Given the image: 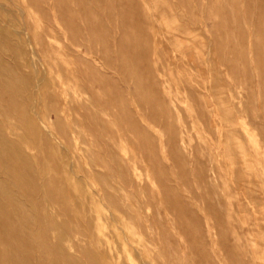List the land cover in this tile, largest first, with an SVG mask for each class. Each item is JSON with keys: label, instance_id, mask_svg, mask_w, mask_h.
<instances>
[{"label": "rangeland", "instance_id": "obj_1", "mask_svg": "<svg viewBox=\"0 0 264 264\" xmlns=\"http://www.w3.org/2000/svg\"><path fill=\"white\" fill-rule=\"evenodd\" d=\"M0 148V264H264V0H0Z\"/></svg>", "mask_w": 264, "mask_h": 264}, {"label": "bare ground", "instance_id": "obj_2", "mask_svg": "<svg viewBox=\"0 0 264 264\" xmlns=\"http://www.w3.org/2000/svg\"><path fill=\"white\" fill-rule=\"evenodd\" d=\"M25 40H26V39H25ZM26 42H27V40H26ZM206 53H207V52H206ZM30 54H31V53H30ZM31 56L35 58L34 53L31 54ZM34 60H35V59H33V60L31 59L30 61H31V62L33 61V62H34ZM31 66H34V65H31ZM33 70H34V69H33ZM35 74H36V73H35ZM34 79H35V78H34ZM35 81H36V80H34V82H35ZM35 83H36V82H35ZM36 84H37V83H36ZM35 86H36V85H35ZM35 88H36V87H35ZM35 88H34V89H35ZM31 96H32V95H31ZM33 106H34V105H33ZM32 110H33V108H32ZM31 112H32V111H31ZM31 114H32V113H31ZM32 116H33V115H32ZM34 117L37 118V116H35V115H34ZM36 120H37V119H36ZM37 122L39 123L38 120H37ZM28 123H29V122H28ZM41 123H42V122H41ZM40 126H41V125H40ZM42 126H43V128H45V130L49 131V133H50L49 128H48L45 124L42 123ZM42 126H41V127H42ZM31 127H32V126H31ZM34 131H35V130H34ZM45 132H46V131H45ZM46 133H48V132H46ZM49 137H51V136H49ZM242 148H243V146H242ZM0 149H1V148H0ZM240 150H241V149H240ZM240 150H238V151H240ZM242 151H243V149H242ZM228 152H229V151H228ZM235 152H236V151H235ZM222 153H223V152H222ZM229 153H230V152H229ZM237 153H238V152H237ZM239 153L241 154V152H239ZM224 154H225V153H224ZM238 155H239V154H238ZM241 155L244 156L243 154H241ZM229 156H231V155H229ZM229 156H228V157H229ZM232 157H233V156H232ZM240 157H241V156H240ZM240 157H239V158H240ZM245 157H246V156H245ZM241 159H242V158H241ZM244 160H245V159H244ZM238 163H239V162H238ZM240 163H241V161H240ZM110 220H112V219L110 218ZM125 241H126V240H125ZM136 255H137V254H136ZM23 261H25V260H23ZM141 263H142V262H141ZM144 263L147 264L146 262H144Z\"/></svg>", "mask_w": 264, "mask_h": 264}, {"label": "crops", "instance_id": "obj_3", "mask_svg": "<svg viewBox=\"0 0 264 264\" xmlns=\"http://www.w3.org/2000/svg\"><path fill=\"white\" fill-rule=\"evenodd\" d=\"M250 156L252 157V160L254 161V158H253V156L250 154ZM262 201V200H261ZM263 201H264V199H263Z\"/></svg>", "mask_w": 264, "mask_h": 264}]
</instances>
